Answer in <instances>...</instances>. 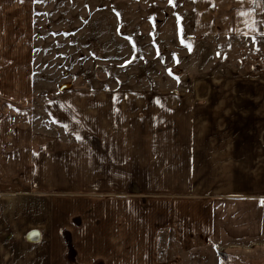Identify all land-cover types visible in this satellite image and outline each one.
<instances>
[{
    "label": "crops",
    "instance_id": "obj_1",
    "mask_svg": "<svg viewBox=\"0 0 264 264\" xmlns=\"http://www.w3.org/2000/svg\"><path fill=\"white\" fill-rule=\"evenodd\" d=\"M210 1L216 21L224 19L227 35L250 30L264 37V0ZM36 3L0 0V85H24L20 91L0 88V194L14 193L9 201L0 199L3 233L23 229L28 235L43 228L53 235L54 227L59 238L58 211L62 218L81 214L83 224L73 227L83 235L64 237L81 245L77 253H65L73 264L79 259L87 264H182L179 255L187 245L192 250L214 243V229L225 210L222 219L227 221L242 217L244 204L254 203L264 212V79L251 91L209 92L208 97L195 92L193 100L206 106L189 109L194 119L185 133L180 128L170 136L164 128L172 125L161 123L167 116L181 118L185 108L154 109L165 114L153 124H142L134 138L121 140L119 133L109 136L100 129L97 138L76 134L80 139L70 141L75 147H60L54 139L60 127L55 113L48 116V134L41 109L26 106L36 96L34 62L26 55L35 49L32 38L40 27ZM133 127L123 129L131 132ZM83 128L81 133L91 130ZM113 128L119 131L120 126ZM76 130L72 124L64 127L73 137ZM64 148L67 168L57 160ZM42 161L55 189L87 188L96 179L97 202L71 194L56 201L26 199V189L41 187ZM123 179L135 181L134 186H123ZM257 235L263 236L259 230ZM41 243L29 245L34 249L29 252H0V264H62L63 252L37 253Z\"/></svg>",
    "mask_w": 264,
    "mask_h": 264
},
{
    "label": "rangeland",
    "instance_id": "obj_2",
    "mask_svg": "<svg viewBox=\"0 0 264 264\" xmlns=\"http://www.w3.org/2000/svg\"><path fill=\"white\" fill-rule=\"evenodd\" d=\"M35 7L40 27L32 38L35 51L26 55L34 62L36 96L26 106L34 104L36 110L41 109L43 131L48 134V116L55 113L60 127L54 139L59 146L75 147L70 141L76 140V134L97 138L100 129L109 136L119 133L121 140L130 135L134 138L141 134L142 124H153L165 114L154 109L185 108L181 118L171 115L161 122L172 125L164 128L170 136L180 128L185 133L194 119L189 109L205 105L193 100L195 92L208 97L209 92L251 91L255 82L264 79V37L250 34V30L227 35L225 21H216L210 0H37ZM23 86L5 84L0 88L20 91ZM71 124L78 129L74 137L64 131V125ZM113 125H119V131ZM126 125L136 128L124 131ZM82 127L91 130L81 133ZM61 151L58 166L67 168L66 148ZM45 164L38 174L41 187L26 189V199L50 197L56 201L71 194L97 202L100 192L96 179L89 180L87 188L55 189L45 176ZM121 182L126 187L135 184L128 179ZM13 194L3 192L0 199L9 201ZM253 204H244L247 207L242 217L227 221L222 219L226 210L220 214L214 243L192 250L187 245V251L179 255L184 257L182 264H264V212L259 213ZM1 212L0 204V252H29L34 250L29 245L42 242L35 249L37 253L63 252L62 264H73L65 253H77L81 245H72L64 237H75L73 226L81 225V214L62 218L58 211L54 220L61 232L59 238L54 227L53 235L40 228L41 236L42 232L45 235L39 243H32L25 235L28 230L3 233ZM258 230L263 236H256ZM49 236L54 237V243ZM78 263L87 264V260L74 262Z\"/></svg>",
    "mask_w": 264,
    "mask_h": 264
},
{
    "label": "water",
    "instance_id": "obj_3",
    "mask_svg": "<svg viewBox=\"0 0 264 264\" xmlns=\"http://www.w3.org/2000/svg\"><path fill=\"white\" fill-rule=\"evenodd\" d=\"M36 234H38V235H36ZM41 238H42L41 232L38 231V230H33V231L29 232L28 235H27L28 241H30L32 243L40 242Z\"/></svg>",
    "mask_w": 264,
    "mask_h": 264
},
{
    "label": "snow or ice",
    "instance_id": "obj_4",
    "mask_svg": "<svg viewBox=\"0 0 264 264\" xmlns=\"http://www.w3.org/2000/svg\"><path fill=\"white\" fill-rule=\"evenodd\" d=\"M169 2L171 3V0H169ZM252 23H253V26H255V24H256V21H255V20H253V22H252ZM188 47H189V50H191V49H190V45H188ZM56 122H59V121H56ZM64 126H65V127H67V125H64ZM77 138H78V139H80V137H79V136H77ZM36 235H38V234H36Z\"/></svg>",
    "mask_w": 264,
    "mask_h": 264
}]
</instances>
